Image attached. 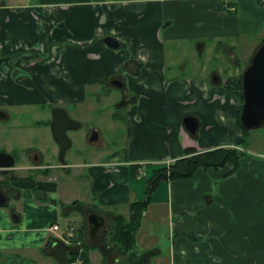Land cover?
<instances>
[{
	"label": "crops",
	"instance_id": "crops-1",
	"mask_svg": "<svg viewBox=\"0 0 264 264\" xmlns=\"http://www.w3.org/2000/svg\"><path fill=\"white\" fill-rule=\"evenodd\" d=\"M107 37L120 48H107ZM263 41L264 0L0 2V52L14 57L11 63V56H0V106L64 110L104 86L121 91L108 113L124 133L123 157L112 153L100 163L68 168L43 165L30 152L38 171L85 168L83 203L108 211L96 213L103 219L110 213L127 217V206L146 196L156 171L186 157V150L244 152L247 158L232 175L224 166L157 183L136 236V261L264 264V152L242 148L236 123L242 74ZM115 80L122 88L111 85ZM187 117L198 123L194 135L184 128ZM7 187L0 206V264H28L32 255L68 264L70 222L62 234L52 226L57 213L67 214L79 200L57 201L58 186L46 195ZM9 195L20 210L8 208ZM98 232L88 264L94 256L99 264H132Z\"/></svg>",
	"mask_w": 264,
	"mask_h": 264
},
{
	"label": "rangeland",
	"instance_id": "rangeland-1",
	"mask_svg": "<svg viewBox=\"0 0 264 264\" xmlns=\"http://www.w3.org/2000/svg\"><path fill=\"white\" fill-rule=\"evenodd\" d=\"M0 2L4 4H22L26 0H0ZM22 85L27 90H32V86L26 84V81ZM104 87L95 91L93 95L88 93L84 104L62 106L67 116L72 121L80 124L78 131L67 133V137L71 140V146L66 151L63 160L68 168L74 164L100 163L112 153H116L118 157L124 156V133L121 132L119 124L111 123L108 113L113 108L111 106L112 102L119 98L121 91L117 88ZM107 91L110 93L108 100L106 99ZM51 111L49 106H0V115L5 116L4 118L0 117V153L9 154L16 160L15 167L9 171L10 173L18 177H25L36 172L37 170L33 168L35 166L33 161L35 154L43 159L41 162L43 165H60L57 145L51 137L49 127L43 124L50 119ZM93 131L98 134V140L91 143L88 138ZM246 139L249 141L250 150L264 152V125L259 129L251 130ZM32 151L35 154H30ZM26 167L29 169H25ZM48 175L54 178L57 183L59 189L55 197L57 201L69 200L73 202L79 200L80 202L79 205L73 208V210L78 211H74L69 217L57 213L53 221L59 227V231L56 233L62 234L69 222V226L77 229L82 220H86L87 214L94 212L88 211V205L83 203V200L88 198L86 169H72L70 174H67L64 170H50ZM4 178H6L5 175L0 171V179L3 181ZM36 179L42 180V182L45 180L42 174ZM4 193L6 194L7 190ZM28 193L31 195L32 192L29 191ZM8 197L10 199L8 208L15 207L19 209L20 204H16L10 195ZM106 212L108 211L102 209L97 214L103 216L109 213ZM111 229V219L104 216V226L98 234L101 235L100 237L104 235L103 238H106ZM84 243L90 244L88 235L84 239ZM103 243L105 242L103 241ZM43 259L32 255V259L28 264H57L55 261L50 262ZM7 264L11 263L8 262ZM92 264H99L98 256H94Z\"/></svg>",
	"mask_w": 264,
	"mask_h": 264
},
{
	"label": "trees",
	"instance_id": "trees-1",
	"mask_svg": "<svg viewBox=\"0 0 264 264\" xmlns=\"http://www.w3.org/2000/svg\"><path fill=\"white\" fill-rule=\"evenodd\" d=\"M0 56H11L10 62H14V57L5 52H0ZM241 105L237 114L236 123L242 133V148H246L249 141L246 136L251 130H246L240 123V113L243 105L242 98V85L240 84ZM49 126V121L46 123ZM186 157L176 160L168 168H162L156 171V174L148 181L146 188V196L137 201L132 202L127 206L128 216L124 217L120 214L110 213V219L112 223V229L108 232L107 237L103 239L105 243H109L116 254H121L131 261L132 264H139L138 252L136 251V236L140 228L142 215L146 211L149 205V199L151 193L154 191L157 183L163 179L170 181H178L191 178L198 169H218L224 166H230L231 170L227 176L234 174L242 160H245L247 156L244 152L237 149H214L202 153H193L192 151H185ZM38 174H42L47 177L49 170L36 171L25 177H18L13 173L8 172L5 175L3 181H0V186H10L16 190H29L35 195H46L48 193H54L57 189V184L53 181H39L36 179ZM79 205L78 202H73L70 205V211L67 214H63L69 217L71 213L78 210H73L75 206ZM64 206L61 207V211ZM90 213L99 212L98 209L88 207ZM88 210V211H89ZM97 211V212H96ZM89 214V213H88ZM87 214V215H88ZM88 223L87 220H82L81 225L74 229V235L71 238H67L70 245L68 251V264L75 261L80 256L84 264H88V253L91 249H97L93 244L91 247L84 245V239L87 237ZM89 237V236H88ZM92 243L93 240L89 238ZM81 244L76 246V244ZM80 251V252H78ZM101 251V250H100ZM103 252V251H101ZM104 254V252H103Z\"/></svg>",
	"mask_w": 264,
	"mask_h": 264
},
{
	"label": "water",
	"instance_id": "water-1",
	"mask_svg": "<svg viewBox=\"0 0 264 264\" xmlns=\"http://www.w3.org/2000/svg\"><path fill=\"white\" fill-rule=\"evenodd\" d=\"M103 44L111 50H118L120 44L113 38H103ZM111 85L122 88L118 81H112ZM243 105L240 113V123L246 130H256L264 125V41L256 49L252 56L250 65L243 72L241 78ZM51 122L49 125L53 141L59 148V162L63 163L65 152L71 146V140L67 137L68 131H75L80 128V124L72 121L67 113L61 108H54L51 111ZM4 118V115H0ZM185 130L194 135L198 123L195 118L187 117L183 120ZM93 143L98 140V134L93 131L88 138ZM14 158L6 153H0V171L6 174L14 169ZM6 204V196L0 190V206ZM89 238L95 240L97 232L104 225V219L96 214L87 216Z\"/></svg>",
	"mask_w": 264,
	"mask_h": 264
},
{
	"label": "built area",
	"instance_id": "built-area-1",
	"mask_svg": "<svg viewBox=\"0 0 264 264\" xmlns=\"http://www.w3.org/2000/svg\"><path fill=\"white\" fill-rule=\"evenodd\" d=\"M52 230H53V231H57V230H58V227H57V226H53V227H52ZM69 236H71V234H69ZM71 264H83V262H82V259L80 258V256H78V257L76 258V260L73 261Z\"/></svg>",
	"mask_w": 264,
	"mask_h": 264
},
{
	"label": "flooded vegetation",
	"instance_id": "flooded-vegetation-1",
	"mask_svg": "<svg viewBox=\"0 0 264 264\" xmlns=\"http://www.w3.org/2000/svg\"><path fill=\"white\" fill-rule=\"evenodd\" d=\"M50 119H51V118H50ZM50 121H51V120H50ZM49 124H50V123H49ZM78 130H79V129H78ZM78 130H76V131H78ZM68 132H75V131H68ZM68 132H67V133H68ZM67 133H66V135H67ZM0 190L4 192L5 190H10V189H9L7 186H0Z\"/></svg>",
	"mask_w": 264,
	"mask_h": 264
},
{
	"label": "clouds",
	"instance_id": "clouds-1",
	"mask_svg": "<svg viewBox=\"0 0 264 264\" xmlns=\"http://www.w3.org/2000/svg\"><path fill=\"white\" fill-rule=\"evenodd\" d=\"M140 59L146 61L147 60V57L146 56H141Z\"/></svg>",
	"mask_w": 264,
	"mask_h": 264
}]
</instances>
